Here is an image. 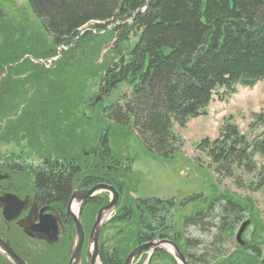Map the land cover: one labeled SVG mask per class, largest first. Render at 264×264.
I'll list each match as a JSON object with an SVG mask.
<instances>
[{
	"label": "trees",
	"instance_id": "trees-1",
	"mask_svg": "<svg viewBox=\"0 0 264 264\" xmlns=\"http://www.w3.org/2000/svg\"><path fill=\"white\" fill-rule=\"evenodd\" d=\"M27 2L50 38V56H55L57 48L75 49L87 40L95 41L102 33L112 39L111 60L101 72L96 70L100 73L102 100L94 109L88 106L99 113L95 145L87 148V158L76 155L77 151L74 154V159L94 161L90 166H105V182L111 185L123 178H114L115 172L111 170L122 166L110 148L112 133L134 139L151 157L171 160L181 147L173 132L175 125L184 127L188 120L204 115L214 97L233 94L237 88H253L264 80V0ZM87 26L92 30L79 37ZM120 85L130 87L129 96L105 103ZM88 93L79 85L77 94L91 100ZM263 117V114L255 116L249 126L252 132L259 125L264 127ZM91 122L90 117L87 121L80 116L73 127L84 131L91 128ZM196 150L208 160L220 180L231 179L239 188L262 191L264 195V135L242 134L236 125L226 122L215 139H203ZM125 165L124 171L128 173L130 163ZM249 176L254 180L245 184L244 178ZM69 178L64 169H58L56 174L38 175L37 183L43 188L46 202L65 199ZM196 202L206 204L205 208L186 218L178 233L173 224L171 200L126 196L119 205L127 210L110 221L108 229L115 232L100 254L101 264H124L136 242L160 236L162 216L167 214L170 235L168 232L165 237H179L176 243H182L189 264L260 263L262 248L258 243L242 248L235 240L236 245L233 242L237 225L242 224L248 213L247 204L228 196L207 202L202 195H192L185 198L180 207ZM213 212H216L217 222L211 224L216 230L212 249L207 247L197 255L192 250L196 251L200 242L187 235L183 239L181 234L189 228L208 232L205 219ZM135 224L140 229H136ZM227 241L234 244L232 251L225 248ZM163 260L176 264L160 250L147 264Z\"/></svg>",
	"mask_w": 264,
	"mask_h": 264
},
{
	"label": "rangeland",
	"instance_id": "rangeland-1",
	"mask_svg": "<svg viewBox=\"0 0 264 264\" xmlns=\"http://www.w3.org/2000/svg\"><path fill=\"white\" fill-rule=\"evenodd\" d=\"M0 8L9 18L15 20L13 24L16 32L18 28L24 30L26 47L30 48L27 53L34 55L33 52L36 49V52L41 54L39 56L42 62L39 66L41 82L31 84L36 90L35 94H38L41 99L40 102L38 101L40 109L35 112V119L34 109L31 113L27 111L25 119L26 149L24 156L27 159L26 164L34 166L50 153L54 156L57 154L58 157L62 155V152H68L71 148L74 154L77 151L76 155L87 152L88 147L95 145L96 123L99 121L96 120V116L99 115L97 110L92 111L88 109V106L94 109L102 100L98 83L100 73L96 70L101 72L103 66L111 60L112 39L110 35L102 33L97 40H87L81 44V47L75 49L73 47L57 48L54 50L55 56H50L48 55L52 48L50 38L34 17L27 0H0ZM4 23L5 21H0V27ZM90 30H92L91 26L85 27L79 37ZM29 70L30 68H26V71ZM31 72L34 76L33 69ZM31 72L29 71V74ZM59 73L62 76L60 78H58ZM50 78L54 80L51 81ZM81 84L92 96L91 100L89 97L85 100L84 95L77 94ZM130 93V87L120 85L105 103L119 100L123 96H129ZM219 93L223 94L222 91ZM29 95V93L26 94V98H29ZM96 99L98 101L95 102ZM34 104L33 101L30 106L33 108ZM59 111L63 114H58ZM258 114L264 115V80L258 82L253 88H237L233 94H223L221 98L214 97L204 115L188 120L184 127L175 125L173 132L179 139L181 147L179 153L171 160L151 157L134 139H124L112 133L110 148L121 163H130L132 169V185L127 181L128 187L124 189L122 200L126 196L132 199L141 197L171 200L174 203L173 215L176 224L180 226L183 218L191 216L195 210L204 209L206 205L196 202L181 208L180 203L185 198L202 195L205 201L210 202L213 199L228 196L248 206L244 221H248L249 224L241 236L243 243L246 245L253 242L264 243L263 192L239 188L231 179L220 180L212 167H209L208 160L196 150V146L203 139H215L226 122L236 125L242 134L264 135L263 126L259 125L253 132L249 127ZM80 116L87 121L89 117L91 118V128L84 131L78 129L80 132L74 129V122ZM58 118L60 121L64 119L68 122H60ZM27 143L31 145L27 146ZM10 150L14 149L10 147ZM258 163L261 164V160H258ZM251 180L253 181L254 178L250 176L244 178L245 184ZM132 186L136 189L134 194L131 191ZM216 222V212H213L205 219L208 232L201 233L195 228H189L186 231L187 237L197 239L201 244L196 251L192 250L197 252V255L207 247L212 249L211 242L216 230L211 227V224H216ZM239 225L233 234V242ZM112 234L107 231L104 237L108 238ZM234 244L227 241L225 248L232 251ZM142 261L146 264L147 258L144 257ZM261 261H264V251ZM153 264L170 263L168 260H163ZM176 264L180 263L176 261Z\"/></svg>",
	"mask_w": 264,
	"mask_h": 264
},
{
	"label": "flooded vegetation",
	"instance_id": "flooded-vegetation-1",
	"mask_svg": "<svg viewBox=\"0 0 264 264\" xmlns=\"http://www.w3.org/2000/svg\"><path fill=\"white\" fill-rule=\"evenodd\" d=\"M0 21H5L0 27V264H17L16 258L25 264H101L100 254L107 239L113 235L105 238L104 234L107 231L115 232L108 229L110 221L119 212L127 210L119 203L124 195V189L128 187L127 181L132 185L131 164L128 173H125L127 165L123 163L121 168L117 166L111 169L115 172L114 178L123 177L115 182V185L105 182V166H90L89 164L94 162L90 159H74L72 148L68 152H62V155L58 157L57 154L54 156L50 153L34 166L26 164L27 159L24 156L26 149L25 119L27 111L31 113L34 109L35 119V112L40 109L38 101L40 102L41 99L38 94H35L36 90L31 84L41 82V70L39 69L42 63L39 59L41 54L36 52V49L33 52L34 55L27 53L30 48L26 47L24 30L18 28L16 32L13 24L15 20L9 18L2 8H0ZM26 68H30V72L33 69L34 76L32 72L29 74ZM28 93L30 99L26 98ZM33 101L35 104L32 108L30 105ZM27 144V146L31 145ZM10 147L14 150H10ZM81 155L88 157L87 152ZM58 169H64L65 173L70 175L68 194L63 201L46 202L42 196L43 188L37 183V177L40 173L56 174ZM97 185L113 187L118 194V202L109 215L100 216L98 222L100 229L97 243L94 244V236H91V233L98 213L111 199L110 193L104 190L97 191L83 199V193ZM131 191L133 194L136 193L134 186L131 187ZM189 217L183 218L181 225L178 226L173 215L174 228L178 233L181 232L185 219ZM162 218L163 227L160 229L162 230L160 236L155 235L141 243L136 242L134 248L167 241L176 245L186 258L182 243H176L179 237L177 239L165 237L168 232L167 235H170L168 214L163 215ZM76 223H79L83 233V242L77 262L75 259L71 260L77 242ZM135 228L140 229L137 224ZM181 237L184 239L186 233H182ZM256 243L261 246L263 255V242L262 244L253 242L248 245ZM237 245L242 248L247 246L244 243L242 246L238 243ZM157 250L164 251L174 259L168 251L155 248L137 255L132 264L143 263L144 257L148 262ZM11 254L16 258L13 259ZM94 254H96L95 257ZM261 258L259 261L264 264ZM174 261L176 262L175 259Z\"/></svg>",
	"mask_w": 264,
	"mask_h": 264
},
{
	"label": "water",
	"instance_id": "water-1",
	"mask_svg": "<svg viewBox=\"0 0 264 264\" xmlns=\"http://www.w3.org/2000/svg\"><path fill=\"white\" fill-rule=\"evenodd\" d=\"M98 101V99L95 100V102ZM104 190L108 193H110L111 195V199L109 201V203L99 211L98 216H97V221L93 227V231L91 233V236L93 235V241L94 244L97 243V237H98V232L100 229V225H98L100 216H102V214L104 215H109L114 208L117 205L118 202V194L115 191V189L111 186L108 185H97L95 187H93L91 190L83 193V199L91 196L93 193L97 192V191H101ZM249 222L248 221H244L242 222V224L240 225L237 234L235 236V241L239 244V245H243V241L241 240V236L243 234V232L245 231L246 227L248 226ZM76 227H77V242L76 245L74 247L73 253H72V258L71 260L75 259L76 262L79 259L80 256V250H81V245L83 242V233H82V229L81 226L79 225V223H76ZM96 247V246H95ZM155 248H160V249H164L166 251H168L173 257L174 259L180 263V264H189L186 260V258L184 257V255L179 251V249L177 248L176 245H174L173 243L167 242V241H162V242H158L156 244H145L139 247L134 248L126 257L124 264H132V261L134 260V258L139 255L140 253L149 250V249H155ZM96 256V254H94V257ZM11 257L14 259V257L11 254ZM16 258V257H15ZM17 259V264H25L23 261Z\"/></svg>",
	"mask_w": 264,
	"mask_h": 264
}]
</instances>
